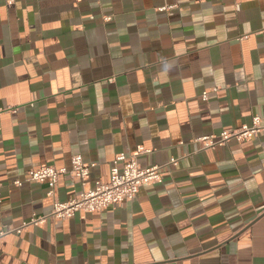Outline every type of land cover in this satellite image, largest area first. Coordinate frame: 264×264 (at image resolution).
<instances>
[{"label":"crops","instance_id":"crops-1","mask_svg":"<svg viewBox=\"0 0 264 264\" xmlns=\"http://www.w3.org/2000/svg\"><path fill=\"white\" fill-rule=\"evenodd\" d=\"M0 110V264H264V131L197 142L264 123V0L1 2ZM120 153L162 182L1 235L83 190L31 169L80 155L97 187Z\"/></svg>","mask_w":264,"mask_h":264},{"label":"built area","instance_id":"built-area-1","mask_svg":"<svg viewBox=\"0 0 264 264\" xmlns=\"http://www.w3.org/2000/svg\"><path fill=\"white\" fill-rule=\"evenodd\" d=\"M11 5L15 0H0ZM218 91V88L211 90L212 93ZM205 91L201 98L203 101L209 99L210 93ZM4 111L0 110V117ZM264 131V123L259 116L252 118L251 124L244 125L235 130H224L218 136H206L197 140L202 148H215L226 145L232 140L237 142H248L257 137ZM139 153L117 154L112 162L110 169V180L107 184H101L97 187L90 186L91 169L94 164L84 162L82 156H73L70 169H57L51 165H43L28 172L27 180L37 183H48V195L54 197L58 182L61 177L69 176L81 182L83 190L80 195L68 202L55 200L52 211L45 216H34L28 223L19 228L9 229L3 232L2 236L10 233L22 234L28 227H39L45 224L49 219L57 222L68 220L77 214H88L102 212L111 207L121 205L133 200L140 189L144 186H153L162 182L164 173L159 166L143 168L137 161ZM172 160L171 164H175ZM21 185L20 182L16 183Z\"/></svg>","mask_w":264,"mask_h":264}]
</instances>
